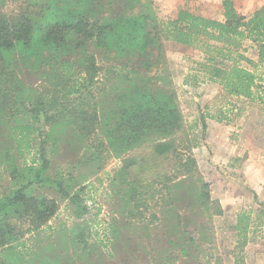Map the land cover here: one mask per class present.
Listing matches in <instances>:
<instances>
[{
    "label": "trees",
    "instance_id": "16d2710c",
    "mask_svg": "<svg viewBox=\"0 0 264 264\" xmlns=\"http://www.w3.org/2000/svg\"><path fill=\"white\" fill-rule=\"evenodd\" d=\"M6 2L0 0V124L14 118L19 156L15 189L0 193V264H28L18 251L25 246L20 242L56 215L58 201L37 197L41 189L70 199L77 214L88 210L82 206L85 199L67 189L85 177L50 172L54 160L44 150L56 155L66 144L76 152L72 169L87 165L95 169L91 174L103 170L113 156L122 159L117 181L136 203L142 188L157 183L171 194L183 179L199 175L177 91L162 69L165 43L198 49L204 59L196 62V70L204 80L219 85L228 97L264 108V77L243 66H264V5L248 17L237 10L235 0H223V20L186 9L164 20L154 0H15L11 15L4 12ZM246 42L257 49L258 63L246 55ZM32 71L42 77L36 89L22 78ZM38 139L43 155L20 167L18 159ZM198 184L202 206L222 215L219 202L212 203L210 184L200 177ZM254 226L264 228V209L237 215L241 252ZM79 238L85 241L77 232L73 240ZM13 249L15 261L8 253ZM20 259L27 262L18 263ZM244 261L241 254L235 264Z\"/></svg>",
    "mask_w": 264,
    "mask_h": 264
},
{
    "label": "rangeland",
    "instance_id": "374dc122",
    "mask_svg": "<svg viewBox=\"0 0 264 264\" xmlns=\"http://www.w3.org/2000/svg\"><path fill=\"white\" fill-rule=\"evenodd\" d=\"M154 1L158 16L164 20L174 19L181 9L223 20L221 0ZM236 3L237 10L249 17L264 5V0ZM16 9L15 0H7L4 12L11 15ZM245 45L246 55L253 60L257 49L251 42ZM164 50L166 64L162 69L165 76L170 75L177 91L199 175L183 179L182 187L174 188L171 194L157 183L142 188L136 203L129 195L125 196L126 188L117 181L122 159L113 156L103 170L91 174L95 169L87 165L72 169L76 152L65 148L66 144L56 155L44 150L46 158L54 160L50 172L56 169L85 177L79 185L68 184L67 189L71 196L79 194L85 199L82 206L88 210L77 214V206L57 190L38 191L37 197L56 199L59 209L47 225L22 239L20 243L25 246L18 251L28 262L20 259L18 263L235 264L237 256L245 254L243 264H264V228L253 227L250 245L242 252L235 232L239 213L264 209L245 186L242 172L245 162H259L264 155V108L259 102L228 97L219 85L204 80L203 74L196 70V62L204 59L198 49L167 42ZM243 66L264 77V66L253 68L247 63ZM40 74L27 72L22 78L36 89L41 85ZM77 102L73 100L76 105ZM27 105L29 113L31 106ZM209 114L217 119H211ZM220 118L223 121L219 122ZM63 131L68 138V127ZM31 144L22 159H18L20 167L31 165L32 158H40L43 152L40 139L32 140ZM15 149V120L10 117L0 124L1 196L15 189V156H19ZM140 153L149 154L143 150ZM199 177L210 184L212 203L219 202L222 215L202 206ZM82 187L85 190L79 192ZM77 232L84 235V242L80 238L73 240ZM8 253L15 261V249Z\"/></svg>",
    "mask_w": 264,
    "mask_h": 264
},
{
    "label": "crops",
    "instance_id": "0c3cea01",
    "mask_svg": "<svg viewBox=\"0 0 264 264\" xmlns=\"http://www.w3.org/2000/svg\"><path fill=\"white\" fill-rule=\"evenodd\" d=\"M222 2L223 0H221L220 5H222ZM236 2L237 0H235V6L237 8L238 4ZM253 56H254L253 60L255 62H258L259 58L257 51ZM239 156H241V154H239ZM242 172L245 179V186H247V188H249L252 191L254 200L256 201L255 196H257L259 201L258 205L264 206V155L261 156V160L259 162H253V163L245 162V164L243 165ZM250 242L248 245H250ZM244 257H246L245 254Z\"/></svg>",
    "mask_w": 264,
    "mask_h": 264
}]
</instances>
